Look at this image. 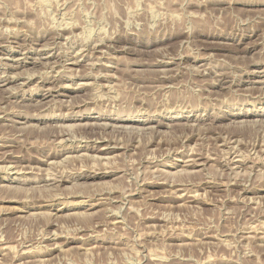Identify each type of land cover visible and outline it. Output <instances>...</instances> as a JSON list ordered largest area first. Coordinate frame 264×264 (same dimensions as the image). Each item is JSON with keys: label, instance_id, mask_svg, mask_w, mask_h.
Here are the masks:
<instances>
[{"label": "rangeland", "instance_id": "374dc122", "mask_svg": "<svg viewBox=\"0 0 264 264\" xmlns=\"http://www.w3.org/2000/svg\"><path fill=\"white\" fill-rule=\"evenodd\" d=\"M0 43V264H264V0H0Z\"/></svg>", "mask_w": 264, "mask_h": 264}, {"label": "bare ground", "instance_id": "6f19581e", "mask_svg": "<svg viewBox=\"0 0 264 264\" xmlns=\"http://www.w3.org/2000/svg\"><path fill=\"white\" fill-rule=\"evenodd\" d=\"M2 18V17H1ZM8 19H6V21H7ZM5 21V20H4ZM8 22V21H7ZM5 25V24H4ZM71 30V29H70ZM3 33V32H2ZM66 33V32H65ZM70 34V33H69ZM14 35V34H13ZM60 36V35H59ZM11 37V36H10ZM20 39V38H19ZM99 40V39H98ZM101 40H103V39H101ZM100 41V40H99ZM11 42V41H10ZM3 45L4 44H2V43H0V51H1V47H3ZM94 45V44H93ZM76 46V45H75ZM45 48V47H44ZM47 48V47H46ZM53 48V47H52ZM11 49V48H10ZM50 49V48H49ZM39 50V49H38ZM40 51V50H39ZM50 51V50H49ZM69 51V50H68ZM12 52V51H11ZM59 52V51H58ZM65 52V51H64ZM52 53V52H51ZM78 53V52H77ZM83 53V52H82ZM24 54V53H23ZM85 54V53H84ZM101 54V53H100ZM10 55V54H9ZM13 55V54H12ZM58 55V54H57ZM196 55V54H195ZM42 56V55H41ZM59 56V55H58ZM90 56V55H89ZM166 56V55H165ZM5 57V56H4ZM38 57V56H37ZM47 57V56H46ZM82 57V56H81ZM180 57V56H179ZM182 57V56H181ZM194 57V56H193ZM197 57V56H196ZM13 58V57H12ZM18 59V58H17ZM19 60V59H18ZM160 60V59H159ZM195 60V59H194ZM73 61V60H72ZM184 61V60H183ZM16 63H18V62H16ZM47 63V62H46ZM57 63V62H56ZM63 63V62H62ZM94 63V62H93ZM184 63V62H183ZM6 64V63H5ZM72 64H74V65H76V66H79V64H78V62L77 61H75L74 60V62L72 63ZM92 64V63H91ZM201 64V63H200ZM23 65V64H22ZM52 65V64H51ZM90 65V64H89ZM93 65V64H92ZM153 65V64H152ZM12 67H13V65H11ZM42 66V65H41ZM194 66V65H193ZM11 67V68H12ZM18 67V66H17ZM15 68V67H14ZM44 68H46V67H44ZM67 68V67H66ZM92 68V67H91ZM197 68V67H196ZM195 69V68H194ZM45 70V69H44ZM59 70V69H58ZM164 70V69H163ZM168 70H169V68H168ZM49 72V71H48ZM47 72V73H48ZM62 72V71H61ZM168 72V71H167ZM223 72V71H222ZM51 73V72H50ZM64 73H65V71H64ZM163 73V72H162ZM161 73V74H162ZM217 73V72H216ZM19 74V73H18ZM21 74V73H20ZM62 74V73H61ZM72 74V73H71ZM75 74V73H74ZM218 74H219V72H218ZM166 75V74H165ZM9 76V75H8ZM20 76V75H19ZM21 76H23V74L21 75ZM71 76V75H70ZM91 76V75H90ZM12 77V76H11ZM30 77H32V76H30ZM56 77V76H55ZM15 78H17V77H15ZM98 79V78H97ZM264 79V78H263ZM10 79H1L0 80V82L2 83V82H4V83H6L5 84V86H8V83L9 82H11V80L9 81ZM27 81H30V80H32L31 78H27L26 79ZM109 81H111V80H109ZM225 81V80H224ZM12 82H13V80H12ZM26 82V81H25ZM85 82V81H84ZM90 82V81H89ZM94 82V81H93ZM232 83V82H231ZM22 84V83H21ZM85 84H87V83H85ZM16 85V84H15ZM23 86H27L26 84H22ZM68 85V84H67ZM11 86V85H10ZM84 86V85H83ZM230 86V85H229ZM12 87V86H11ZM10 87V88H11ZM9 88V89H10ZM55 88V87H54ZM76 89V88H75ZM96 89H98V88H96ZM11 90H13V89H11ZM232 92H233V90H231ZM99 92H100V90H99ZM101 92H102V90H101ZM167 92H168V90H167ZM12 93V92H11ZM105 94V93H104ZM12 95V94H11ZM10 95V96H11ZM250 96V95H249ZM47 97H52V95H51V90H49V94L47 95V96H44L43 97V99H45V98H47ZM54 98V97H53ZM211 98V97H210ZM1 100V99H0ZM9 100V99H8ZM41 103V102H40ZM69 103V102H68ZM87 103V102H86ZM210 103V102H209ZM34 105V104H33ZM37 105V104H36ZM56 105V104H55ZM62 105V104H61ZM84 105V104H83ZM64 106V105H63ZM178 106V105H177ZM179 108V107H178ZM183 111V110H182ZM141 113V112H140ZM1 114V113H0ZM66 115V114H65ZM28 116V115H27ZM110 116V115H109ZM123 118V117H122ZM19 119V118H18ZM36 119V118H35ZM42 119V118H41ZM152 119V118H151ZM230 119V118H229ZM10 120V119H9ZM99 120V119H98ZM27 121V120H26ZM116 121V120H115ZM187 121V120H186ZM119 123H120V129L122 128L123 129V125H126L128 122H129V119L128 120H119L118 121ZM26 123V122H25ZM104 123V122H103ZM246 123V122H245ZM36 124V123H35ZM108 124V123H107ZM244 124V123H243ZM78 125V124H77ZM99 125V124H98ZM111 125V124H110ZM246 125V124H245ZM68 126H70V125H68ZM72 126V125H71ZM70 126V127H71ZM84 126V125H83ZM87 126V125H86ZM103 126V125H102ZM107 126V125H106ZM23 127V126H22ZM35 127H39V125H37V126H35ZM100 127H101V125H100ZM113 127V126H112ZM115 127V126H114ZM126 127V126H125ZM124 127V128H125ZM129 127V126H128ZM165 127V126H164ZM171 127V126H170ZM67 128V127H66ZM75 128V127H74ZM83 128V127H82ZM89 128H91V127H89ZM103 128V127H102ZM108 128V127H107ZM131 128H133V127H131ZM139 128V127H138ZM148 128V127H147ZM70 129V128H69ZM71 129H73V128H71ZM70 129V130H71ZM99 129V128H98ZM117 129V128H116ZM151 129V128H150ZM137 130V129H136ZM140 130V129H139ZM145 130H147V129H145ZM63 131V130H62ZM61 131V132H62ZM98 131V130H97ZM143 131V130H142ZM65 132V131H64ZM71 132V131H70ZM101 134V133H100ZM60 135V134H59ZM101 136V135H100ZM72 137V136H71ZM71 137H70V139H71ZM220 138V137H219ZM3 139V138H2ZM1 139V140H2ZM62 140V139H61ZM68 139H66V141H67ZM64 141V140H63ZM62 141V143H64ZM2 142V141H1ZM83 142V141H82ZM5 143V142H4ZM57 143V142H56ZM59 143V142H58ZM61 143V142H60ZM114 143V142H113ZM117 143V142H116ZM236 144V143H235ZM88 145V144H87ZM120 145V144H119ZM125 145V144H124ZM239 145V144H238ZM2 146V145H1ZM126 146V145H125ZM241 146V145H240ZM95 147V146H94ZM121 147V146H120ZM123 147V146H122ZM121 147V148H122ZM226 147V146H225ZM233 147V146H232ZM118 148V147H117ZM115 146H113L112 144H110V143H107V145H104V148H101L100 150H95L96 151V153H98V157H96V158H98V159H101L102 157L101 156H104V155H109V154H111V153H113L116 149H117ZM61 149V148H60ZM234 149V148H233ZM238 150V149H237ZM91 151H93V150H91ZM226 151V150H225ZM65 152V151H64ZM190 152H192V151H190ZM257 152V151H256ZM7 153V152H6ZM233 153V152H232ZM239 153V152H238ZM241 153V152H240ZM3 154V153H2ZM13 157V156H12ZM71 157V156H70ZM70 157H68V158H70ZM81 157V156H80ZM93 157V156H92ZM227 158V157H226ZM77 159V158H76ZM198 159V158H197ZM239 159V158H238ZM4 160H6V159H4ZM68 160V159H67ZM67 160H65V161H67ZM74 160V159H73ZM191 160V159H190ZM248 160V159H247ZM45 161V160H44ZM195 161H197V160H195ZM236 161V160H235ZM6 162V161H5ZM11 162V161H10ZM64 161H62V163H63ZM201 162V161H200ZM229 162V161H228ZM7 163H8V161H7ZM46 163V162H45ZM54 163V162H53ZM61 163V164H62ZM51 164V163H50ZM165 164V163H164ZM256 164V163H255ZM10 165V164H9ZM57 165H59V163L57 164ZM150 165V164H149ZM197 165V164H196ZM228 165V164H227ZM96 166V165H95ZM185 166V165H184ZM197 166H203L202 165V163L200 164H198ZM252 166V165H251ZM4 168H7V172H8V170H12V166H7V167H4ZM4 168H3V170H4ZM17 168V167H16ZM95 168V167H94ZM97 168V167H96ZM95 168V169H96ZM231 168V167H230ZM182 169V168H181ZM2 170V169H1ZM89 170V169H88ZM87 170V171H88ZM93 170V169H92ZM102 170V169H101ZM32 171V170H31ZM99 171V170H98ZM93 171V172H91V174L90 175H87V174H84V175H82V176H80V177H86V178H93V179H98V178H101V177H103L106 173L104 172V173H101V171ZM157 171V170H156ZM159 171V170H158ZM178 171L179 170H177V174H178ZM110 172V171H109ZM112 172V171H111ZM186 172V171H185ZM190 172V171H189ZM194 172V171H193ZM196 172V171H195ZM4 173V172H3ZM6 173V172H5ZM17 173V172H16ZM20 173H23V172H20ZM108 173V172H107ZM166 173V172H165ZM174 173V172H173ZM188 173V172H187ZM8 174V173H7ZM51 174V173H50ZM49 174V175H50ZM175 174H176V171H175ZM183 174V173H182ZM53 175V174H52ZM172 176V175H171ZM180 176V175H179ZM50 177V176H49ZM0 179H1V177H0ZM50 179V178H49ZM2 180H5V182H11V181H16L17 179H9V178H7V177H5L4 179L2 178ZM8 180V181H7ZM52 180H53V178H52ZM55 180H56V178H55ZM89 180V179H88ZM25 181V180H24ZM37 182V181H36ZM45 182V181H44ZM162 184V183H161ZM171 184H173V183H171ZM170 185V184H169ZM176 185V184H175ZM181 185V184H180ZM48 186V185H47ZM55 186V185H54ZM6 187V186H5ZM10 187V186H9ZM19 187V186H18ZM39 187V186H38ZM181 187V186H180ZM21 188V187H20ZM23 188V187H22ZM2 189V188H1ZM7 189V188H6ZM42 189V188H41ZM40 189V190H41ZM18 190V189H17ZM24 190V189H23ZM246 191V190H245ZM250 192V191H249ZM196 194V193H195ZM196 196V195H195ZM194 196V197H195ZM200 196H201V194H200ZM184 197V196H183ZM90 198V197H89ZM109 198V197H108ZM194 199V198H193ZM43 201H44V199H43ZM87 201V200H86ZM50 202V201H49ZM42 203V202H41ZM35 204V203H34ZM123 204V203H122ZM96 205V204H95ZM38 206V205H37ZM43 206V205H42ZM57 206H55V205H53V206H51V209H50V211H52V210H54V211H60V210H58L57 208H56ZM93 207V206H92ZM91 207V208H92ZM95 207V206H94ZM124 208V207H123ZM121 209V208H120ZM122 211V210H121ZM48 213V212H47ZM53 215H55L54 213H52ZM112 214V213H111ZM115 215V214H114ZM57 216V215H56ZM113 218V217H112ZM122 218V217H121ZM123 220V219H122ZM117 223H119V221L117 222H115L114 224H117ZM113 224V223H112ZM113 224V225H114ZM50 226V225H49ZM67 239H68V237H67ZM3 241V240H2ZM31 246V245H30ZM26 247V246H25ZM24 247V248H25ZM56 247V246H55ZM57 247H59L58 245H57ZM6 248V247H5ZM10 248V247H9ZM35 249V248H34ZM46 250V249H45ZM58 250V249H57ZM4 251V250H3ZM30 251V250H29ZM25 252V251H24ZM23 253V252H22ZM43 253V252H42ZM8 254V253H7ZM29 255V254H28ZM41 261V260H40ZM22 264V263H21Z\"/></svg>", "mask_w": 264, "mask_h": 264}]
</instances>
